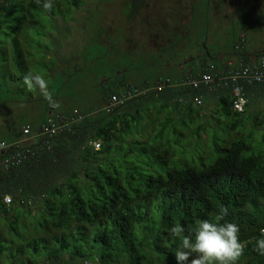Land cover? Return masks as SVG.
I'll return each mask as SVG.
<instances>
[{"label":"trees","instance_id":"1","mask_svg":"<svg viewBox=\"0 0 264 264\" xmlns=\"http://www.w3.org/2000/svg\"><path fill=\"white\" fill-rule=\"evenodd\" d=\"M11 1L28 11L29 16L40 9L48 11L36 0ZM58 3L54 0L60 9ZM71 3L78 5L76 0ZM243 47L232 48L224 56L226 59L222 56L219 60L233 56L243 60L264 58L262 52L247 56ZM207 64L189 69L201 70ZM166 68L169 70L161 76L147 73L136 82L126 81L122 75V80L114 81L106 91L98 110L61 113L66 117L79 114L82 119L72 126L71 134L53 138L37 160L3 176L2 183L13 197L7 208L0 201V214L9 218L7 233L13 232V241L18 245L12 246L11 242L9 264H54L63 255L71 261L81 259L84 264H176L174 252L180 240L169 236L172 225L184 227L186 231L181 236H190L194 241L196 222H216L215 216L224 207L228 214L219 223L237 224L240 240L245 243L238 264H264V255L253 250L255 239L264 229V133L253 137L261 125L259 119H264L246 112L247 91L259 97L264 94V85L244 88L247 102L242 112L233 110L232 97L225 91L201 92L202 104L208 98L214 104L211 115L222 119L213 120L216 126L224 123L226 117L232 118L224 134L212 133L211 142L204 138L199 153L194 155V141L208 126L212 127L197 124L198 119H203V105L192 104L193 92L151 89L109 111L103 109L110 94L128 88L139 91L162 82L171 85L185 71L181 64L176 73L170 71L171 67ZM157 101L161 103L160 111L170 107L174 116L166 112L159 122L157 118L143 122V105ZM50 114L55 113L49 112L43 121ZM248 120L252 126L245 130ZM153 125L156 129L151 136L152 132L147 134L146 130ZM169 134L172 145L184 144L187 152L183 147L176 156L169 157ZM184 134H189V140L183 139ZM92 142L99 144L97 150L90 145ZM42 174L46 175L45 180L40 179ZM28 181L40 188L39 195L26 190ZM13 189L23 193L16 196ZM28 194L35 201L28 206L19 205L17 199H25ZM21 221L27 223L22 226V233H15ZM190 228L193 231L187 230Z\"/></svg>","mask_w":264,"mask_h":264},{"label":"rangeland","instance_id":"2","mask_svg":"<svg viewBox=\"0 0 264 264\" xmlns=\"http://www.w3.org/2000/svg\"><path fill=\"white\" fill-rule=\"evenodd\" d=\"M59 2L60 9L54 5L51 11L40 9L29 16L11 0H0L1 140L21 139L23 127L33 130L49 112L100 109L106 91L114 81H121L122 75L126 81L136 82L147 73L161 76L169 70L166 67L176 73L178 64L186 71L224 57L239 40L249 55L264 53V0H76L77 6L71 0ZM66 2L68 6H63ZM28 74L40 77L44 85L34 81L29 89L24 83ZM253 96L247 91L246 112L264 119V94ZM160 105L159 101L143 105V122L155 118L159 122L171 112L170 107L160 111ZM202 105L203 119L197 124L212 128L208 126L194 141V155L199 153L204 138L211 142L212 133L224 134L232 118L226 117L216 126L213 120L222 119L211 115L214 104L207 98ZM167 115L173 117L174 113ZM249 121L245 130L251 129ZM259 121L255 139L264 133V121ZM184 122H188L186 117ZM154 126L146 133L152 132V136ZM188 135L183 139L189 140ZM169 137V157L183 147L187 152L184 144L173 146ZM45 176L39 177L45 180ZM25 186L40 194V188L31 181ZM8 220L0 214V264H9V250L18 247L13 232L7 233ZM24 222L15 227V233H22ZM54 264L84 263L63 255Z\"/></svg>","mask_w":264,"mask_h":264},{"label":"built area","instance_id":"3","mask_svg":"<svg viewBox=\"0 0 264 264\" xmlns=\"http://www.w3.org/2000/svg\"><path fill=\"white\" fill-rule=\"evenodd\" d=\"M242 44L243 41L239 40L233 49L238 50ZM253 85H264L263 57L249 58L248 60L233 58L225 61L216 59L201 70L183 71L179 81L171 85L162 82L154 87L143 88L139 91L128 88L119 94H110L103 103V109L109 111L137 94L147 93L151 89L176 88L180 91L193 92L194 96L191 101L195 106L202 105L201 92L212 94L225 91L232 97L233 110L242 112L247 102L244 97V88ZM81 119L82 116L79 114H70L67 117L61 113L50 114L34 130L28 126L23 127L21 139L12 142L0 141V201L4 207L7 208L12 203L13 196L12 192H8L7 187L2 183L3 176L26 162L37 160L43 149L49 148V143L53 138L62 133L71 134L72 126L77 125ZM90 145L94 150L99 148V144L96 142H92ZM22 193L20 189L15 190L16 196H20ZM34 201L35 197L30 194L25 199L21 197L17 199L19 205L26 206L31 205Z\"/></svg>","mask_w":264,"mask_h":264},{"label":"clouds","instance_id":"4","mask_svg":"<svg viewBox=\"0 0 264 264\" xmlns=\"http://www.w3.org/2000/svg\"><path fill=\"white\" fill-rule=\"evenodd\" d=\"M44 9L51 11L54 0H36ZM34 81L41 87L44 81L40 77L28 74L24 77L25 85L31 89ZM228 214L227 207L215 216L216 222L202 220L196 222L194 241L190 236H181L186 231L184 227L174 223L169 229V236L180 240L174 252L176 264H238L244 253L245 243L240 240V228L232 222L219 223ZM193 231V229H187ZM253 250L264 255V229L261 236L255 239Z\"/></svg>","mask_w":264,"mask_h":264},{"label":"crops","instance_id":"5","mask_svg":"<svg viewBox=\"0 0 264 264\" xmlns=\"http://www.w3.org/2000/svg\"><path fill=\"white\" fill-rule=\"evenodd\" d=\"M249 52H246V55L248 56L249 54H248ZM206 56H208V53H207V55ZM227 58V57H226ZM225 57H223V59H226ZM209 61V60H208ZM197 62V61H196ZM1 140V139H0ZM17 140H19L18 139V137H15V138H7V141L6 142H12V141H17ZM1 141H5V140H1Z\"/></svg>","mask_w":264,"mask_h":264}]
</instances>
